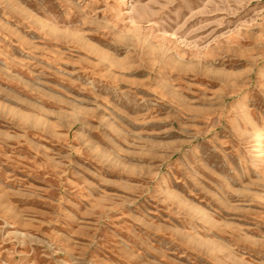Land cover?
<instances>
[{
    "label": "rangeland",
    "instance_id": "1",
    "mask_svg": "<svg viewBox=\"0 0 264 264\" xmlns=\"http://www.w3.org/2000/svg\"><path fill=\"white\" fill-rule=\"evenodd\" d=\"M262 131L264 0H0V264H264Z\"/></svg>",
    "mask_w": 264,
    "mask_h": 264
},
{
    "label": "bare ground",
    "instance_id": "2",
    "mask_svg": "<svg viewBox=\"0 0 264 264\" xmlns=\"http://www.w3.org/2000/svg\"><path fill=\"white\" fill-rule=\"evenodd\" d=\"M262 143H264V131L259 133L254 139V146L261 148V157H264V147H262Z\"/></svg>",
    "mask_w": 264,
    "mask_h": 264
}]
</instances>
